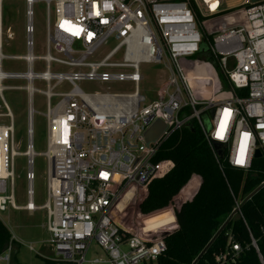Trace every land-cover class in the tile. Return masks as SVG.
<instances>
[{
    "label": "built area",
    "instance_id": "obj_1",
    "mask_svg": "<svg viewBox=\"0 0 264 264\" xmlns=\"http://www.w3.org/2000/svg\"><path fill=\"white\" fill-rule=\"evenodd\" d=\"M0 0V214L7 210L33 216L45 212L44 245L53 264H153L166 251L164 236L175 231L174 209L140 214V221L164 212L171 214L163 229H149L131 220L127 226L115 215L117 206L131 191L136 206L148 186L173 168L171 161H156L171 135L195 121L220 162L248 172L255 152L264 158V1L242 0L236 10L221 11L223 0H23L25 3L26 54H3V2ZM46 12V51L33 54V5ZM215 5V7H213ZM75 33V34H74ZM12 38V35H8ZM113 40L111 50L103 48ZM207 43L229 89L224 91L214 65L197 58ZM23 61V72H4L3 61ZM44 71L36 73L33 63ZM161 64L167 78L159 97L148 101L139 85L142 64ZM23 86H4L5 82ZM90 83H126L132 93H85ZM41 85L37 88L35 85ZM204 86L208 100L193 89ZM26 94V145L17 153L14 118L2 97L4 90ZM34 94L45 100L46 194L34 204L32 118ZM52 100H56L54 105ZM206 116L211 130L202 120ZM165 131L146 145L144 135L157 121ZM219 144L221 156L216 153ZM139 146L141 149L139 150ZM26 163V204L15 202L14 157ZM135 196V195H134ZM238 209V205H237ZM144 218V219H140ZM134 219V218H133ZM133 229L136 230L133 234ZM163 232L158 238H150ZM21 240L12 236L0 255L10 264ZM255 246V243L253 242ZM27 248L35 252L32 245ZM240 248L214 258L213 264H234ZM89 253L91 258H88Z\"/></svg>",
    "mask_w": 264,
    "mask_h": 264
},
{
    "label": "trees",
    "instance_id": "obj_2",
    "mask_svg": "<svg viewBox=\"0 0 264 264\" xmlns=\"http://www.w3.org/2000/svg\"><path fill=\"white\" fill-rule=\"evenodd\" d=\"M197 58L214 65L221 84L228 90L206 41ZM163 160L171 161L173 168L150 183L138 211L149 215L172 206L178 228L164 236L166 251L153 264H213L215 256L233 244L240 248L234 264H264V158L254 160L246 173L225 162H220V170L197 123L192 121L164 143L156 157V161ZM193 176L200 178L199 188L195 179L190 181ZM178 194L186 197L175 199ZM170 219L160 212L146 224L153 229L168 224ZM10 239L8 228L0 220V255Z\"/></svg>",
    "mask_w": 264,
    "mask_h": 264
},
{
    "label": "rangeland",
    "instance_id": "obj_3",
    "mask_svg": "<svg viewBox=\"0 0 264 264\" xmlns=\"http://www.w3.org/2000/svg\"><path fill=\"white\" fill-rule=\"evenodd\" d=\"M242 0H223L221 11L236 10ZM33 54L35 56H43L46 51V12L45 6L42 3H35L33 5ZM3 29H4V43L3 54L7 56H24L26 54V36H25V3L23 0H5L3 2ZM11 34L12 38L8 35ZM115 46L113 40L103 48V51L111 50ZM2 69L4 72H23L25 70V64L23 61H3ZM33 70L36 73L44 71V64L41 61H35L33 63ZM140 72L144 77L143 82L139 85V91L141 95L145 96L148 101H152L153 98L159 97V89L167 78V72L161 64H142L140 66ZM24 82H5L4 86H23ZM37 88H42L41 85L36 84ZM80 88L85 93L93 92H109V93H132L134 91L133 85L126 83H90L82 82L79 84ZM223 86V85H222ZM224 91L226 89L223 87ZM193 93L201 98L203 101L208 100L209 96L204 86L193 89ZM2 97L9 107L14 118V131H15V143L17 144V153H22L25 150L26 145V94L23 91L18 90H4ZM33 109L37 114L33 115V148L37 154L33 159V172H34V204L41 205L45 201L46 194V161L41 155L46 150V122L45 119L38 113L45 112V100L42 96L34 94L32 98ZM56 100H52L51 104L54 105ZM0 113H4L0 101ZM205 128L211 130V124L207 117H202ZM141 146H139V150ZM14 182H15V202L18 206H24L26 204V163L25 158L21 155L14 157ZM142 191H131L129 195H126L120 202L115 211V215L124 216L118 217L123 220L127 226H131V220L134 225V229L143 226V231L148 228L147 224L150 219H154L158 214H154L147 218L146 222L140 221L136 218L138 215V209L136 206V195H142ZM135 195V196H134ZM121 203H123L121 205ZM172 209H174L171 206ZM166 215V213H164ZM169 218L171 214L168 212ZM134 218V219H133ZM144 219V218H140ZM0 220L16 237L21 240V244L16 252V258L23 264H43V259L51 258L52 252L48 246L44 245L47 240V234L43 226L45 225V212L36 211L33 216H28L23 211L7 210L0 214ZM170 223V222H169ZM133 229V234L136 230ZM153 229H163L162 226ZM160 235H164L163 232H155L150 238H158ZM30 244L34 247L35 252L28 250L27 245ZM89 253L88 258H91ZM51 262V261H50ZM11 264V263H10Z\"/></svg>",
    "mask_w": 264,
    "mask_h": 264
},
{
    "label": "water",
    "instance_id": "obj_4",
    "mask_svg": "<svg viewBox=\"0 0 264 264\" xmlns=\"http://www.w3.org/2000/svg\"><path fill=\"white\" fill-rule=\"evenodd\" d=\"M253 4H257L260 2H263L264 0H251ZM166 126L159 120H157L149 129L148 131L145 133L144 135V141L146 143V145H149L150 143H153L154 141L157 140V138L165 131ZM214 148L216 150V153L221 156V151L219 149V144H215ZM255 159H261L262 155L260 151H256L255 155H254ZM264 185V183L262 184ZM260 189V188H259ZM253 195V194H251ZM222 229L219 230L218 233H220ZM211 243L208 244V246L204 249V251L200 254V256L198 257V259L201 258V256L203 255V253L205 252V250L209 247Z\"/></svg>",
    "mask_w": 264,
    "mask_h": 264
},
{
    "label": "crops",
    "instance_id": "obj_5",
    "mask_svg": "<svg viewBox=\"0 0 264 264\" xmlns=\"http://www.w3.org/2000/svg\"><path fill=\"white\" fill-rule=\"evenodd\" d=\"M192 179H195L196 182H198V188H199L200 183H201L200 178H199L198 176H193V177L190 179V181H191ZM190 181H189V182H190ZM189 182H188V183H189ZM188 183H187V185H188ZM187 185H186V186H187ZM186 186H185V187H186ZM185 187H184V188H185ZM184 188H183V189H184ZM198 188H197V190H198ZM197 190H196V191H197ZM181 191H182V190H181ZM195 193H196V192H195ZM195 193H194V194H195ZM194 194H193V195H194ZM185 197H186V195H181V196H179V194H178V195L175 197V199H176V198H180V200H183ZM187 201H189V200H187ZM184 202H186V201H184ZM184 202H183V203H184ZM8 230H9V229H8ZM9 232H10V234H11V237H12V236L16 237V235H14V234L12 233V231L9 230ZM16 238L19 239L18 237H16ZM19 240H20V239H19ZM17 250H18V246L16 245V249H15V251L17 252ZM16 257H17V256H16L15 254L12 255V257H11V262H10V263H11V264H15V263L23 264L22 262H19V260H18Z\"/></svg>",
    "mask_w": 264,
    "mask_h": 264
},
{
    "label": "snow or ice",
    "instance_id": "obj_6",
    "mask_svg": "<svg viewBox=\"0 0 264 264\" xmlns=\"http://www.w3.org/2000/svg\"><path fill=\"white\" fill-rule=\"evenodd\" d=\"M213 7H215V5H213ZM75 34V33H74Z\"/></svg>",
    "mask_w": 264,
    "mask_h": 264
}]
</instances>
